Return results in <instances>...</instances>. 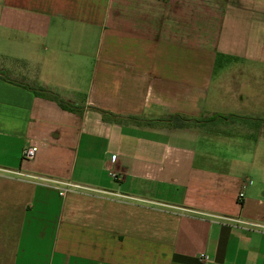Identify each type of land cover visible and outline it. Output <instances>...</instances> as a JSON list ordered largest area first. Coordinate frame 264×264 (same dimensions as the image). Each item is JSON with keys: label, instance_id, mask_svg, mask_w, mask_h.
Segmentation results:
<instances>
[{"label": "crops", "instance_id": "crops-1", "mask_svg": "<svg viewBox=\"0 0 264 264\" xmlns=\"http://www.w3.org/2000/svg\"><path fill=\"white\" fill-rule=\"evenodd\" d=\"M0 264H264V0H0Z\"/></svg>", "mask_w": 264, "mask_h": 264}, {"label": "trees", "instance_id": "trees-1", "mask_svg": "<svg viewBox=\"0 0 264 264\" xmlns=\"http://www.w3.org/2000/svg\"><path fill=\"white\" fill-rule=\"evenodd\" d=\"M26 87V86H25ZM29 89V88H28ZM31 90V89H30ZM43 94L45 95L46 98L54 101L61 109L65 110V111H69V112H73L75 110H77L76 107H74V105H72L69 102H66L64 100H62L61 98H59L57 95L51 93V92H47V91H42ZM107 116L114 118V116L109 115L107 113H105ZM215 118H220V116H215L214 118L212 117V119L214 120ZM115 120H120L119 117H115ZM128 121H132V122H137L139 121L138 118H128ZM162 122L165 123V125H169V126H173V127H177V128H188V124L189 123H193V122H198L192 119H186L182 116H178V115H170V116H166L163 119H160Z\"/></svg>", "mask_w": 264, "mask_h": 264}, {"label": "built area", "instance_id": "built-area-1", "mask_svg": "<svg viewBox=\"0 0 264 264\" xmlns=\"http://www.w3.org/2000/svg\"><path fill=\"white\" fill-rule=\"evenodd\" d=\"M38 146L39 145H33V146H30L24 149L22 151V159L32 160L38 150ZM16 174L21 175L19 173H16ZM109 176L112 178L113 181H116V182H119L122 179L121 175L116 174L115 172H112V171L109 173ZM53 183L56 184V186H64V188H57L59 189V192H58L59 196H62L66 192L67 189L73 187L69 183H61V182H53ZM242 198H243V195L239 194L238 199L242 200Z\"/></svg>", "mask_w": 264, "mask_h": 264}]
</instances>
